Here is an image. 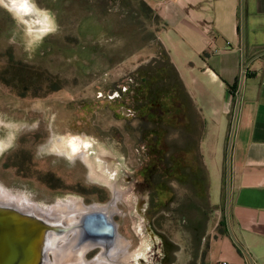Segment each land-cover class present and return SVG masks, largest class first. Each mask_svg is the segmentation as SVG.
<instances>
[{"label":"rangeland","instance_id":"rangeland-1","mask_svg":"<svg viewBox=\"0 0 264 264\" xmlns=\"http://www.w3.org/2000/svg\"><path fill=\"white\" fill-rule=\"evenodd\" d=\"M141 1L31 0L35 7L19 14L0 5V189L43 209L71 201L105 206L113 191L117 234L127 245L122 261L152 260L153 241L160 251L162 238L174 264H198L199 233L215 218L200 149L203 122L158 42L159 18ZM130 80L145 84L138 91L151 100L163 99L164 155H178L180 177L190 173L188 152L195 161L193 185L174 181L176 195L162 209L148 208V194L135 189L144 160L141 121L127 120L109 102ZM72 138L89 144L92 161L115 157L113 187L91 176L83 156L75 159Z\"/></svg>","mask_w":264,"mask_h":264},{"label":"crops","instance_id":"crops-1","mask_svg":"<svg viewBox=\"0 0 264 264\" xmlns=\"http://www.w3.org/2000/svg\"><path fill=\"white\" fill-rule=\"evenodd\" d=\"M159 17L157 39L203 122L202 160L215 218L198 264H264V0H142ZM245 74L242 91L240 81ZM231 149L233 233L226 221Z\"/></svg>","mask_w":264,"mask_h":264},{"label":"flooded vegetation","instance_id":"flooded-vegetation-1","mask_svg":"<svg viewBox=\"0 0 264 264\" xmlns=\"http://www.w3.org/2000/svg\"><path fill=\"white\" fill-rule=\"evenodd\" d=\"M145 84L136 83L135 81H129L126 85L122 86L119 91H116L109 100L110 104L116 108L118 112H120L127 120L134 119L140 120L141 124L139 125V131L142 133V137L144 139L143 143H141L140 147L142 148V153L144 154V160H139L138 168L136 172L139 173L141 178V183L135 189L140 190L141 192L148 194L147 206L151 210H154L159 207V209L167 207L172 203L173 197L169 199V196H174L175 190L172 183L175 181L183 186L193 185L195 180V161L190 156L188 152L187 168L190 170L187 174L182 173L181 177L179 175L178 170V155L169 156L167 153L164 155L163 148V139L161 141V129L163 127V119L166 116L163 114L161 109L163 99L151 100L150 93L147 91H138L142 89ZM175 98L174 95L171 96ZM159 98V97H158ZM173 116V115H172ZM170 118V117H169ZM195 131L192 130L191 133L189 131L188 136H194ZM80 142V138H72ZM61 143V148L65 149L68 152L67 146ZM188 145L192 146V138L188 142ZM87 148H84V153H73L75 159L81 157L83 154H87ZM192 154V153H191ZM102 156V159L110 161L111 165H113L114 170H112V174L116 176L118 165L116 166V159L113 156ZM96 160V159H95ZM94 160L92 164L89 166L91 171V176L97 177L100 179L99 181L104 182L105 170L102 168L101 164L98 163V170L96 165L94 164ZM191 162V163H190ZM108 164V162H107ZM204 166V165H203ZM205 168V167H204ZM99 171L102 173L100 174ZM135 176V175H134ZM131 172H128V176L126 177L128 183H131L132 179ZM164 185V186H162ZM189 188V187H188ZM112 190V188H110ZM108 203H112L114 199ZM120 194V193H119ZM122 194V193H121ZM87 206L86 204L82 203ZM93 206V205H92ZM106 206V205H105ZM102 207V206H100ZM48 210V209H47ZM101 217L97 219L95 217L90 221V224L87 228L86 235L83 232V243H89L93 246L87 251L85 254V259L87 260V255H91L95 252L103 251V254L93 260H101L104 254L109 257L113 256V249L117 242L118 236L113 234L117 231L116 223L114 222V216L111 220L108 218L105 219V215L101 213ZM97 220V222H96ZM96 223V224H95ZM161 247L160 251H158V243L154 240L155 250L152 256V260L137 258L135 264H174V261L171 258V243H167L165 239L159 238ZM119 251L117 252V254ZM87 260V261H93ZM112 264H130V261H122L121 257H117L115 260H110ZM133 262V261H132Z\"/></svg>","mask_w":264,"mask_h":264},{"label":"bare ground","instance_id":"bare-ground-1","mask_svg":"<svg viewBox=\"0 0 264 264\" xmlns=\"http://www.w3.org/2000/svg\"><path fill=\"white\" fill-rule=\"evenodd\" d=\"M78 153H84V148L89 149V144L82 139L79 140ZM89 166L92 164L90 158V152L87 150V154L82 155ZM91 160V161H90ZM96 163L101 164L102 168L105 170L104 182L108 186L113 187L112 180L115 179V175L112 174L114 170L113 165L110 161L102 159V156H97ZM94 162V163H95ZM108 162V164H107ZM97 167V166H96ZM98 170V167H97ZM94 176V175H92ZM94 178H97L96 176ZM98 180V179H96ZM118 195H122L119 194ZM116 201V200H115ZM0 205L14 207L23 213L36 215L42 218V214L54 218L53 224L61 225L64 224L68 228H74L69 233L64 235H59L52 233L48 236L43 243V253L45 256V261L43 264H94L89 263L85 260V254L93 246L89 243H83V232L80 229L81 222L85 219L87 215L103 214L105 219L111 220L112 217L118 212L114 201L106 206H89L86 207L80 201H71L69 204L58 203L50 209H43L26 198L21 197V195H14L10 191L0 189ZM118 239L113 249V256L109 257L104 254V260H112L120 256L123 251H125L127 245L126 241L117 235ZM119 253L117 254V252ZM53 256V260L51 259ZM97 264H106L105 261L96 260ZM112 264V263H109Z\"/></svg>","mask_w":264,"mask_h":264},{"label":"water","instance_id":"water-1","mask_svg":"<svg viewBox=\"0 0 264 264\" xmlns=\"http://www.w3.org/2000/svg\"><path fill=\"white\" fill-rule=\"evenodd\" d=\"M245 74L240 81V92L243 88ZM241 96H238L235 117L230 138L228 161H227V183H226V221L229 233L235 244L248 256L246 251L237 241L231 226L230 205H231V149L235 131V124L239 111ZM42 218L36 215H29L11 207L0 205V264H43L45 256L43 243L52 233L64 235L74 228H68L64 224H53L52 217L42 214ZM101 214L87 215L81 222L80 229L87 233L90 221ZM97 222V220H96ZM96 224V223H95ZM70 234V233H69ZM113 234L114 229H113ZM249 258V256H248ZM250 259V258H249Z\"/></svg>","mask_w":264,"mask_h":264},{"label":"clouds","instance_id":"clouds-1","mask_svg":"<svg viewBox=\"0 0 264 264\" xmlns=\"http://www.w3.org/2000/svg\"><path fill=\"white\" fill-rule=\"evenodd\" d=\"M0 5L14 14L28 12L35 7V5L31 3V0H0ZM52 30H54V25ZM67 145L71 149L72 153L79 151L77 141L75 139H69L67 141Z\"/></svg>","mask_w":264,"mask_h":264},{"label":"trees","instance_id":"trees-1","mask_svg":"<svg viewBox=\"0 0 264 264\" xmlns=\"http://www.w3.org/2000/svg\"><path fill=\"white\" fill-rule=\"evenodd\" d=\"M142 2V4L146 7V8H148L151 12H152V9L150 8V7H148V5L144 2V1H141ZM158 17V16H157ZM159 18V17H158ZM160 20V19H159ZM163 49V48H162ZM163 51H164V53L167 55V53H166V51L163 49ZM167 57H168V62H169V64H170V66H171V68H172V70L174 71V73L176 74V76H177V78H178V80H179V82H180V84L182 85V87H183V84H182V82H181V80H180V78H179V75H178V73H177V71H176V69H175V67L173 66V64L171 63V61H170V58H169V56L167 55ZM184 88V87H183ZM185 90V89H184ZM208 218L205 220V223H204V226L206 227V225H207V223H208ZM200 229H198V230H201V229H203V227H199ZM203 234H204V232H201V233H199V236H198V238L200 239V241H201V238L203 237ZM197 235V234H196Z\"/></svg>","mask_w":264,"mask_h":264},{"label":"built area","instance_id":"built-area-1","mask_svg":"<svg viewBox=\"0 0 264 264\" xmlns=\"http://www.w3.org/2000/svg\"><path fill=\"white\" fill-rule=\"evenodd\" d=\"M222 264H228V263H222Z\"/></svg>","mask_w":264,"mask_h":264}]
</instances>
